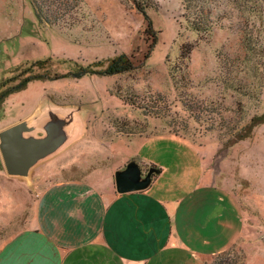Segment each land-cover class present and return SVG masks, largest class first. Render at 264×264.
<instances>
[{
	"label": "rangeland",
	"instance_id": "obj_1",
	"mask_svg": "<svg viewBox=\"0 0 264 264\" xmlns=\"http://www.w3.org/2000/svg\"><path fill=\"white\" fill-rule=\"evenodd\" d=\"M151 5L159 39L142 68L33 80L2 104L0 131L38 110L73 108L81 134L50 159L67 155L70 163L79 162L73 176L92 175L95 182L109 174L115 179L131 160L143 170L147 163L161 168L146 193L160 200L152 213L157 212L160 227L166 226L161 247H177L173 257L168 252L169 261L211 264L216 254L228 251V259L264 264V123L251 137L233 141V133L264 114V74L250 70L243 45V37L251 35L264 46V1L221 0L215 13L223 26L209 38L182 25L181 0H151ZM145 27L133 0H82L52 24L37 19L30 0H0V86L39 59L50 57L43 66L61 74L76 64L107 65L123 53L138 55L146 45ZM188 44L190 57L182 59ZM170 66L182 67L176 79ZM122 95L161 104L166 114L146 115ZM116 122L135 132L119 131ZM50 161L28 178L11 177L0 153V209L12 206L13 199L15 206L24 198L34 200L37 178L54 173L56 162ZM19 179H30L32 189ZM30 210L31 205L16 226ZM160 237L161 242L163 232Z\"/></svg>",
	"mask_w": 264,
	"mask_h": 264
},
{
	"label": "crops",
	"instance_id": "obj_2",
	"mask_svg": "<svg viewBox=\"0 0 264 264\" xmlns=\"http://www.w3.org/2000/svg\"><path fill=\"white\" fill-rule=\"evenodd\" d=\"M47 160L56 162L55 170L37 178V197L0 209V264H175L168 252L173 257L177 247H161L166 226L152 213L160 200L148 189L119 193L110 174L81 180L72 175L79 162L65 154ZM19 180L32 189L30 179Z\"/></svg>",
	"mask_w": 264,
	"mask_h": 264
},
{
	"label": "trees",
	"instance_id": "obj_3",
	"mask_svg": "<svg viewBox=\"0 0 264 264\" xmlns=\"http://www.w3.org/2000/svg\"><path fill=\"white\" fill-rule=\"evenodd\" d=\"M35 15L41 23H59L61 19L70 14L77 6H80L82 0H30ZM183 5V26L186 30L191 31L201 38H209L212 36L213 31L216 27H222V17L216 15L215 8L221 0H181ZM264 1V0H263ZM136 8L142 13L145 21V32H146V45L137 53L138 55L123 53L111 58L108 64L105 65L102 61L94 62L89 65L76 64L66 73H54L52 74L49 67H46L51 58L39 59L32 62L29 67H26L21 73L11 77L10 79L3 82L0 86V108L2 104L11 94L21 91L28 86L33 80L39 79H60L66 77L82 78L86 75L102 74V75H114L132 72L139 68H142L146 61L150 58L151 53L158 42L159 35L155 30L152 18L148 13V9L153 6L151 0H133ZM243 45L247 52V64L250 70L264 74V46L259 47L257 42L251 35H245L243 37ZM190 44L183 46L182 48V59L186 60L190 57L192 48ZM46 65V66H43ZM101 66V68H97ZM36 68L45 69L44 72L35 71ZM170 74L176 79L178 73L182 71L180 66H170ZM22 77V78H21ZM19 80V81H18ZM18 81L17 83H15ZM243 87L239 89L242 90ZM248 94V93H247ZM262 94V89L258 95ZM123 100L127 103L137 106L144 111L146 115H154L157 117L164 116L166 114L167 107L161 104H151L149 102L141 103L138 100V96L134 97L122 95ZM187 111L190 107H187ZM264 123V114L255 116L251 119V122L244 125L241 129L233 133V141H240L252 136L253 129L257 124ZM115 127L119 131L127 134L134 133L132 128H128L126 123L119 124L114 123ZM174 135H178L173 132ZM230 140V139H229ZM228 251H223L215 255L216 259L211 264H243L239 258L228 259Z\"/></svg>",
	"mask_w": 264,
	"mask_h": 264
},
{
	"label": "water",
	"instance_id": "obj_4",
	"mask_svg": "<svg viewBox=\"0 0 264 264\" xmlns=\"http://www.w3.org/2000/svg\"><path fill=\"white\" fill-rule=\"evenodd\" d=\"M81 121L68 107L38 110L0 131V153L7 174L28 178L43 161L55 156L81 134ZM160 168L150 166L145 174L136 160L115 172L116 189L129 193L147 189Z\"/></svg>",
	"mask_w": 264,
	"mask_h": 264
},
{
	"label": "flooded vegetation",
	"instance_id": "obj_5",
	"mask_svg": "<svg viewBox=\"0 0 264 264\" xmlns=\"http://www.w3.org/2000/svg\"><path fill=\"white\" fill-rule=\"evenodd\" d=\"M149 168H150V167H147L146 169L144 168V172H145V174L148 172Z\"/></svg>",
	"mask_w": 264,
	"mask_h": 264
}]
</instances>
